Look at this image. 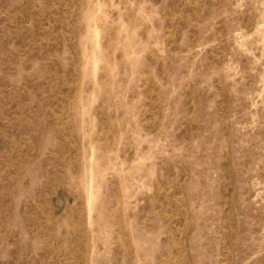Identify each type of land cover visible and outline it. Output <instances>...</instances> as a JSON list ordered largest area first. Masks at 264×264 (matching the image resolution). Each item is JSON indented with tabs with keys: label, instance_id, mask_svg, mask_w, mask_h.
<instances>
[{
	"label": "rangeland",
	"instance_id": "rangeland-1",
	"mask_svg": "<svg viewBox=\"0 0 264 264\" xmlns=\"http://www.w3.org/2000/svg\"><path fill=\"white\" fill-rule=\"evenodd\" d=\"M0 264H264V0H0Z\"/></svg>",
	"mask_w": 264,
	"mask_h": 264
}]
</instances>
